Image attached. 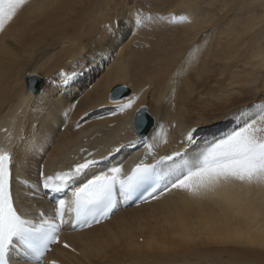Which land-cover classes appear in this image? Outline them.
Segmentation results:
<instances>
[{"label": "bare ground", "instance_id": "6f19581e", "mask_svg": "<svg viewBox=\"0 0 264 264\" xmlns=\"http://www.w3.org/2000/svg\"><path fill=\"white\" fill-rule=\"evenodd\" d=\"M137 10L154 19L138 26ZM170 13L192 23H173ZM194 43L200 54L189 71L182 58ZM62 72L77 75L64 84ZM115 85L127 86L121 99L139 97L133 109L116 111ZM261 104L264 0H27L0 31V147L10 146L14 177L28 184L41 169H66L80 148L98 158L134 138L141 105L161 126L147 133L157 132L158 158L186 147L189 125L199 128L200 147L239 122L232 113ZM141 151L123 148L98 167L137 161ZM28 184L14 180L19 205L50 206L43 191L32 199ZM65 241L76 252L55 246L49 258L59 264H264V185L236 183L208 197L174 191Z\"/></svg>", "mask_w": 264, "mask_h": 264}, {"label": "snow or ice", "instance_id": "6c2138e0", "mask_svg": "<svg viewBox=\"0 0 264 264\" xmlns=\"http://www.w3.org/2000/svg\"><path fill=\"white\" fill-rule=\"evenodd\" d=\"M26 3L27 0H0V31ZM145 19L151 21L154 18L151 14L143 17L137 10L136 24L143 25ZM169 19L173 23H192L186 14L170 13ZM106 28L112 31L110 25H106ZM199 54L200 45L192 44L182 58V65L187 63L190 71V56L195 59ZM76 75L75 72H62V83L67 84ZM126 87L115 85L109 94L119 113L133 109L139 100L135 94L126 100L121 99ZM231 119L239 122L228 132L206 141L200 147L196 145L200 130L197 126L189 125L181 140L186 147L157 158L154 148L158 145L150 142L155 140L156 130L152 136L145 135L155 118L146 105H141L135 109L133 117L137 133L135 140L118 143L106 155H99L98 158L95 151L80 148V155L66 170L45 175L41 169L36 184H28L14 177L13 153L0 147V264H13L14 261L44 264L53 246L62 243L61 232L65 228L75 231L99 225L109 219L122 202L158 201L174 191L186 192L193 197L215 196L236 183L264 185V104L246 106L232 113ZM155 123L156 129H160V124ZM159 135L165 134L161 130ZM163 143H168L166 138ZM132 145L145 147V154L132 166L126 167L123 162H118L98 167ZM191 148L196 150L191 151ZM14 180L28 184L32 199H35L37 190L45 195L50 193L53 206L47 212L37 209L34 216H26L20 211V197L14 192ZM237 238L242 237L237 234ZM63 248L76 252V248L66 241ZM47 264H58V261L50 259Z\"/></svg>", "mask_w": 264, "mask_h": 264}, {"label": "water", "instance_id": "95a60500", "mask_svg": "<svg viewBox=\"0 0 264 264\" xmlns=\"http://www.w3.org/2000/svg\"><path fill=\"white\" fill-rule=\"evenodd\" d=\"M34 82H32V84L30 83V85H31V87L32 86H35V89H33V90H35V91H37V90H39L40 88H41V82H39L38 83V79L37 78H34L33 77V79H32ZM33 88V87H32ZM125 91V93L127 92V90H123L122 92H124ZM151 126V125H150ZM150 126L148 127V129L150 128ZM148 129H147V131H148ZM147 133V132H146ZM145 133V134H146Z\"/></svg>", "mask_w": 264, "mask_h": 264}, {"label": "rangeland", "instance_id": "374dc122", "mask_svg": "<svg viewBox=\"0 0 264 264\" xmlns=\"http://www.w3.org/2000/svg\"><path fill=\"white\" fill-rule=\"evenodd\" d=\"M102 72H103V70H100V73H102ZM97 73H98V71H97ZM97 73H96V74H97ZM43 79H44V78H43ZM92 79H93V78H92ZM96 79H97V78H96ZM96 79H95V80H96ZM44 80H45V79H44ZM95 80H93V82L89 83V85H90V86L93 85V84L95 83ZM90 86H88V87H90ZM113 108H114V106H110V105L107 106V110H109V111H112ZM99 109H100V108H99ZM110 109H111V110H110ZM98 113H99V112H98ZM111 114H113V112H112ZM111 114H110V115H111ZM106 116H107V115H106Z\"/></svg>", "mask_w": 264, "mask_h": 264}]
</instances>
